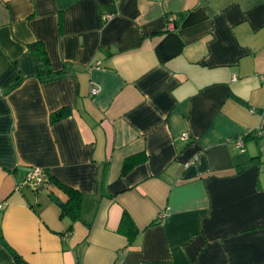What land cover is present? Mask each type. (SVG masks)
Returning a JSON list of instances; mask_svg holds the SVG:
<instances>
[{
    "label": "crops",
    "instance_id": "crops-1",
    "mask_svg": "<svg viewBox=\"0 0 264 264\" xmlns=\"http://www.w3.org/2000/svg\"><path fill=\"white\" fill-rule=\"evenodd\" d=\"M0 203V264H264V0H0Z\"/></svg>",
    "mask_w": 264,
    "mask_h": 264
},
{
    "label": "trees",
    "instance_id": "trees-1",
    "mask_svg": "<svg viewBox=\"0 0 264 264\" xmlns=\"http://www.w3.org/2000/svg\"><path fill=\"white\" fill-rule=\"evenodd\" d=\"M29 51L35 64L36 75L38 76V78H40V80H42L43 82H48L62 75L61 71H53L51 69L45 47L41 41L31 43L29 45ZM69 112L70 110L67 107H62L52 112L50 115V122L54 123L59 121L60 119L66 117ZM138 159L139 158H137L136 156L126 158L122 164V174L126 173L130 168H132V166L137 162ZM46 175L47 184L52 183L54 185H57L58 188H60L68 196L67 201L60 207V214L68 215L73 220L79 218L82 194L72 187L59 183L58 181L53 179L47 172ZM118 230L124 233L128 237L129 241H133L138 234V229L134 226L133 221L125 211H123L122 213ZM12 256L18 264H28L24 259H22L19 254L14 251H12Z\"/></svg>",
    "mask_w": 264,
    "mask_h": 264
},
{
    "label": "built area",
    "instance_id": "built-area-1",
    "mask_svg": "<svg viewBox=\"0 0 264 264\" xmlns=\"http://www.w3.org/2000/svg\"><path fill=\"white\" fill-rule=\"evenodd\" d=\"M109 17H110L109 15H105V16H103V19L105 20ZM166 23H167L166 24L167 29H171L174 26V17L170 14L167 15L166 16ZM93 68L100 69L101 68L100 63L97 62L95 65H91L90 69H93ZM98 92H99L98 87H96V86L91 87V89H90L91 95H96ZM252 132L253 131H248L245 134H249ZM243 136L244 135H239V136L235 137V139H234L235 145L239 149H243V147H244ZM185 138H186V135H183L182 139H185ZM46 177H47V175H46V171L44 169L39 168V167H34L31 170V172L28 174L27 182H29L34 188H37L38 186L45 184L47 182ZM0 207H2V203H0ZM164 216H165L164 214L161 215V217H164Z\"/></svg>",
    "mask_w": 264,
    "mask_h": 264
},
{
    "label": "water",
    "instance_id": "water-1",
    "mask_svg": "<svg viewBox=\"0 0 264 264\" xmlns=\"http://www.w3.org/2000/svg\"><path fill=\"white\" fill-rule=\"evenodd\" d=\"M50 198H51L54 202H57L56 197H54L53 195H50ZM58 204H60V203L58 202Z\"/></svg>",
    "mask_w": 264,
    "mask_h": 264
},
{
    "label": "rangeland",
    "instance_id": "rangeland-1",
    "mask_svg": "<svg viewBox=\"0 0 264 264\" xmlns=\"http://www.w3.org/2000/svg\"><path fill=\"white\" fill-rule=\"evenodd\" d=\"M50 194V193H49Z\"/></svg>",
    "mask_w": 264,
    "mask_h": 264
}]
</instances>
